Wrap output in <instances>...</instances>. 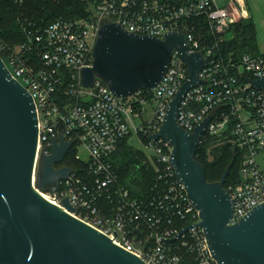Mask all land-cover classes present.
Returning <instances> with one entry per match:
<instances>
[{"label":"built area","instance_id":"1","mask_svg":"<svg viewBox=\"0 0 264 264\" xmlns=\"http://www.w3.org/2000/svg\"><path fill=\"white\" fill-rule=\"evenodd\" d=\"M12 1L21 5L26 0ZM82 2V10L74 17L56 18L44 27L23 25L25 39L9 49L6 62L3 60L33 99L36 156L44 147L48 153L50 140L62 135L64 141H72L69 150L74 148L79 162L70 166V175L60 179L55 193L47 192V196L59 207L63 198L68 199L74 208L70 215L147 264H217L203 228L197 225L199 212L169 162L171 143L160 136L148 138L158 132L169 101L188 76L179 51L173 50L154 88H140L125 98L115 96L97 76L91 86H85L81 67L92 66L97 32L107 22L135 35L159 39L173 31L184 37L189 53L201 54L200 82L185 91L177 106L176 123L192 132L210 116L200 141L204 135H222L242 151L240 181L225 189L232 196L229 224L235 223L264 201V167L256 160L264 153V88L252 84V80L264 78V52H221L226 34L251 18L248 0ZM85 96L90 100L83 101ZM147 105L154 114L143 120ZM133 128L149 156H143L138 166L154 171L155 183L143 190H133L122 182L113 159ZM79 148L87 159L78 154ZM147 178L145 171L140 180ZM189 225L193 227L171 240Z\"/></svg>","mask_w":264,"mask_h":264},{"label":"water","instance_id":"2","mask_svg":"<svg viewBox=\"0 0 264 264\" xmlns=\"http://www.w3.org/2000/svg\"><path fill=\"white\" fill-rule=\"evenodd\" d=\"M163 38L135 35L114 22L103 23L93 47L92 66L81 67L82 82L91 86L97 76L115 96L125 98L140 88H154L173 50L179 51L188 76L169 101L158 132L148 138L160 136L171 143L169 162L199 212L197 225L203 228L216 263L264 264V201L229 224L232 196L223 184L230 166L218 180L208 182L204 166L195 159L210 116L192 132L176 123L177 106L185 91L200 82L202 56L189 53L184 37L173 31ZM252 84L264 88V78L252 80ZM37 135L33 99L0 56V264H147L70 215L74 208L68 199L63 198L59 207L44 198L42 192L54 194L58 181L73 171L70 166H55L64 160L72 141H64L62 135L54 137L49 152L45 153L48 148L44 147L36 156ZM192 227L187 226L171 240ZM113 234L115 237V231Z\"/></svg>","mask_w":264,"mask_h":264},{"label":"trees","instance_id":"3","mask_svg":"<svg viewBox=\"0 0 264 264\" xmlns=\"http://www.w3.org/2000/svg\"><path fill=\"white\" fill-rule=\"evenodd\" d=\"M83 5L82 0H26L21 5L12 0H0V46H2L0 56L6 62L8 50L22 43L25 39L23 25L30 23L35 27H44L56 18L74 17L80 9L82 10ZM7 17H9L8 22ZM6 23L8 24L6 25ZM226 35V43L221 48L223 55L229 51L234 52V54L244 50L248 52L257 51L254 43L253 26L248 20L241 21ZM228 131L225 134H228ZM126 139L119 144L113 159L120 169L122 182L127 183L133 190H143V188L155 183L154 171L152 168L138 166L139 160L143 159L144 155L137 154L132 147L127 145ZM226 139L222 135H204L195 151V159L204 166L205 177L208 182H215L220 178L224 172L223 167L228 166L225 162L226 158L229 157L230 159L231 157L228 160L229 163L231 162V167L223 184L224 189H227L230 184L240 181L239 170L243 155L242 151H239L234 145L233 151L235 153L231 152L229 155H224L223 152L217 151L219 147L232 145ZM62 163L72 167L79 164L75 160L74 148L70 149L64 160L55 166ZM145 171L148 178L141 181L140 178Z\"/></svg>","mask_w":264,"mask_h":264},{"label":"rangeland","instance_id":"4","mask_svg":"<svg viewBox=\"0 0 264 264\" xmlns=\"http://www.w3.org/2000/svg\"><path fill=\"white\" fill-rule=\"evenodd\" d=\"M248 5L250 6V14H251V18L248 21L253 26L254 43L256 45V49L259 52H264V0H248ZM8 21H9V17H7V22ZM7 24L8 23H6V25ZM145 108H146L147 112H145L142 115L141 119L150 120L154 114L153 107L151 105H147ZM141 119L135 120L134 124L137 125L141 121ZM216 136H219V135H216ZM126 140H127V145L132 147L137 152V154H139L140 156L144 155L145 157L148 156V153L144 148V142L142 141V139H140L138 137L137 132L135 131L134 128L131 130V134L127 137ZM219 142H217V143H219ZM233 148H234L233 145H229L227 147H222V148L219 147V148H217V151L223 152L224 155H229V154H231V152L235 153V151H233ZM78 154L82 155L83 160L87 159V157H88L86 152L82 153V150L80 148L78 149ZM148 158H149V156H148ZM230 159H231V157H230ZM230 159H229V157L226 158L225 162H227L226 165H228V166L223 167V170H226L230 166L231 162L229 163V161H228ZM256 160H257V162H259V165L261 167H264V153L258 154ZM142 161H143V159L139 160V162H142ZM61 165H64V164L62 163ZM151 165L153 168H155L153 166V164H151ZM64 166H66V165H64ZM239 172H240V170H239ZM35 174H37L36 169H35ZM42 193L47 194V191H44Z\"/></svg>","mask_w":264,"mask_h":264},{"label":"bare ground","instance_id":"5","mask_svg":"<svg viewBox=\"0 0 264 264\" xmlns=\"http://www.w3.org/2000/svg\"><path fill=\"white\" fill-rule=\"evenodd\" d=\"M43 196H44V198H46L47 200H50L49 199V197L47 196V194H45V193H41ZM51 202H52V200H50Z\"/></svg>","mask_w":264,"mask_h":264}]
</instances>
